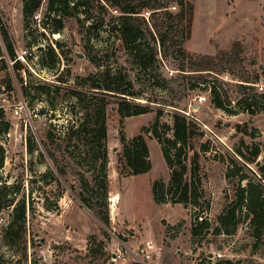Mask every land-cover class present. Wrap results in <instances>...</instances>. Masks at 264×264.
Listing matches in <instances>:
<instances>
[{"label":"rangeland","instance_id":"rangeland-1","mask_svg":"<svg viewBox=\"0 0 264 264\" xmlns=\"http://www.w3.org/2000/svg\"><path fill=\"white\" fill-rule=\"evenodd\" d=\"M193 1L187 52L226 51L228 59L211 73L185 71L192 72L190 78L171 64L180 61L176 54L166 66L160 59V72L175 79L169 81L170 90L150 83L147 71L136 63L115 62V70L121 68L132 79L125 85L128 90L142 93L128 96L132 102L146 104L153 97L163 106L160 113L156 108L122 116L116 96L79 85L85 76L102 70L86 55L100 47L95 31H79L75 18L58 32L44 27L47 0L31 17L24 15L23 0H0L2 24L17 52L28 50L22 80L11 63L9 68L0 64V102L10 122L9 131L0 135L6 148L0 191L14 202L0 212V264H264V230L257 235L250 215L241 214L234 224L217 230L218 216L234 197L240 178L257 180L254 172L264 183V165L259 170L252 162L249 174L234 167L235 174L227 176L231 158L243 160L239 148L252 156L259 146L264 164V0ZM176 5L171 6L174 12L179 10ZM117 45L123 51L119 41ZM51 48L59 54L53 68L49 67L52 55L46 54ZM205 78L216 86L226 109L216 106L213 89L201 83ZM247 105L252 106L250 111ZM102 108L108 130L107 195L95 182L93 171L102 151L100 142L93 140V133L87 138L85 132L76 131L70 137L71 131L82 127L88 112L92 117ZM175 109L195 117L204 130L195 142L201 155L197 177L201 197L188 207L159 203L153 191L155 180L170 179L153 127L158 122L163 136H172ZM238 124L247 133L239 131ZM121 130L129 139L145 138L152 163L149 171L121 175ZM193 153L190 150L189 161ZM80 193L90 198L91 207L83 203ZM23 202L26 232L16 221ZM147 241L154 244L151 259H144L139 251Z\"/></svg>","mask_w":264,"mask_h":264},{"label":"trees","instance_id":"trees-1","mask_svg":"<svg viewBox=\"0 0 264 264\" xmlns=\"http://www.w3.org/2000/svg\"><path fill=\"white\" fill-rule=\"evenodd\" d=\"M45 0H23V11L25 17H31L42 7ZM179 6L177 12L172 11L171 6ZM176 5V6H177ZM195 3L193 0H47V16L43 19V26L49 27L53 32L61 31L65 27L67 20L75 18L79 24V31L90 33L95 31L100 47L95 54L88 52L89 60L102 67L99 73H93L84 77L82 84L87 89L96 91L106 96H116L118 101L117 109L122 116L139 115L153 111L157 108L162 112L163 107L157 98L149 97L146 104L132 102L128 96H140L141 92L128 90L127 83L132 84V79L127 78L121 68L115 70V62L124 64L125 61L136 63L140 68L147 71L149 81L153 85L170 90L169 81L174 78H167L160 72L157 62L162 61L163 66L168 65L170 57L180 58L178 62H172L177 66L185 77H192L185 71H208L211 73L217 69L220 63L228 59L229 52L220 51L216 55H194L187 52L186 41L190 38L194 22ZM1 24L2 41H0V64L9 68L12 67L21 80V70L25 69V63L17 59L15 42L8 30ZM120 42L123 51H120L117 42ZM58 45H62L57 42ZM47 53L52 55L49 67H55L59 61V54L53 48ZM177 61V60H176ZM158 71V72H157ZM162 77V78H161ZM162 79V80H159ZM166 82V83H165ZM168 83V84H167ZM201 83L211 86L207 78ZM214 93L216 106L226 109L224 100L220 97L216 86H211ZM131 107V110H126ZM247 110L252 109L251 105L246 106ZM105 109L99 110L90 117L87 113L85 121L79 130L71 131L73 137L76 131L85 132L83 137H89L93 133V140L100 142L102 151L99 155L97 167H94V177L97 185L107 195V161L108 151L106 141L108 130ZM91 125H93L91 127ZM238 130L247 133L241 124ZM10 122L7 119V112L4 106H0V135L9 131ZM172 136H163L160 125L157 122L153 127V133L160 142L165 159L170 168V179L165 181L158 179L154 181L153 191L155 199L159 203L170 202L172 204L182 203L186 207L191 204H198L200 199L199 172L201 169V155L196 149V139L199 134L204 133L197 119L178 109L173 113ZM121 142L123 149L118 157V169L121 175L131 176L144 173L150 170L152 163L150 160V150L145 138L142 135L129 139L121 130ZM194 153L189 161V152ZM238 154L243 160L239 161L232 157L233 164L229 167L227 176L235 174L234 167L246 171L251 170L249 162L257 164L262 149L255 148L252 156H247L245 151L238 149ZM6 159V148L0 143V169L4 166ZM264 160V159H263ZM262 162L258 164V169H263ZM61 173L66 171L60 168ZM257 178L246 182L245 178H240L234 197L225 205L218 216V227H228L234 224L241 214L250 215L251 224L257 233L264 230V183ZM251 176V175H250ZM1 181V177H0ZM87 184V180H85ZM0 191V212L12 205L13 199L4 198ZM80 198L85 205L91 207L89 197L80 193ZM16 221H20L26 232L27 208L23 202L18 206ZM108 220V216H105ZM104 218V219H105ZM105 219V220H106ZM106 220V221H107ZM204 220V219H203ZM216 230V231H217ZM198 226L193 227V234L199 235ZM230 263V262H229ZM127 264H143L140 261H133Z\"/></svg>","mask_w":264,"mask_h":264},{"label":"built area","instance_id":"built-area-1","mask_svg":"<svg viewBox=\"0 0 264 264\" xmlns=\"http://www.w3.org/2000/svg\"><path fill=\"white\" fill-rule=\"evenodd\" d=\"M27 53H28L27 49H24V50H22L20 52H17V59H20L22 62L25 63ZM10 63H11V66H12L13 61H10ZM0 106H4V104L0 102ZM139 251L143 255L144 259H151L152 255H153V251H154V244H152L151 241H147L145 244H143L140 247ZM144 259H141V260L144 261Z\"/></svg>","mask_w":264,"mask_h":264},{"label":"water","instance_id":"water-1","mask_svg":"<svg viewBox=\"0 0 264 264\" xmlns=\"http://www.w3.org/2000/svg\"><path fill=\"white\" fill-rule=\"evenodd\" d=\"M80 56H84L83 53H78ZM260 163V160H258L257 165Z\"/></svg>","mask_w":264,"mask_h":264}]
</instances>
